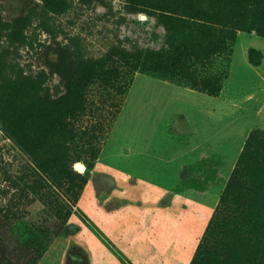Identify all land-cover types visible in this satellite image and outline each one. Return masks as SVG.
<instances>
[{"label": "rangeland", "instance_id": "rangeland-1", "mask_svg": "<svg viewBox=\"0 0 264 264\" xmlns=\"http://www.w3.org/2000/svg\"><path fill=\"white\" fill-rule=\"evenodd\" d=\"M171 1L0 0L5 73L39 75L53 97L66 92L75 56L166 50ZM202 1L235 5L227 50L195 71L142 60L122 91L93 81L85 115L40 154L46 167L0 119V264L192 263L250 132H264L255 122L264 78L244 50L261 63L264 0ZM213 74L222 75L216 94L196 84Z\"/></svg>", "mask_w": 264, "mask_h": 264}, {"label": "trees", "instance_id": "trees-1", "mask_svg": "<svg viewBox=\"0 0 264 264\" xmlns=\"http://www.w3.org/2000/svg\"><path fill=\"white\" fill-rule=\"evenodd\" d=\"M171 2L177 11L162 15L168 31L166 50L130 51L118 46L99 60L75 56L64 75L66 92L60 95L46 96L39 75L23 71L14 77L6 74V64L0 60V119L5 131L19 142L31 160L46 167L48 162H42L40 154L52 152V138L69 136L73 123L85 115L86 90L93 81H113L115 89L122 91L125 74L142 60L151 69L162 72L170 68L195 71L197 64L204 67L211 56L227 50V25L231 21L226 14L234 13V4L219 3L208 9L202 0ZM221 77L213 74L201 84L195 82L216 94ZM52 164L58 165L59 161ZM191 264H264L263 131L250 132L224 188L215 220L207 228Z\"/></svg>", "mask_w": 264, "mask_h": 264}, {"label": "crops", "instance_id": "crops-1", "mask_svg": "<svg viewBox=\"0 0 264 264\" xmlns=\"http://www.w3.org/2000/svg\"><path fill=\"white\" fill-rule=\"evenodd\" d=\"M248 49H249V47L248 48H244V50L246 51V53H247V55H246V62H247V64H248V66L252 69V71H254V73L255 74H259V76L261 77V78H264V54H263V57H262V60H261V63L260 64H258V65H253L252 63H251V61H250V59H249V55H248ZM245 56V55H244ZM264 93V92H263ZM208 98V97H207ZM263 104H264V102H263ZM262 112H258L257 114H256V117H255V119H256V121L255 122H257V124L258 125H260V126H264V105L262 106Z\"/></svg>", "mask_w": 264, "mask_h": 264}]
</instances>
